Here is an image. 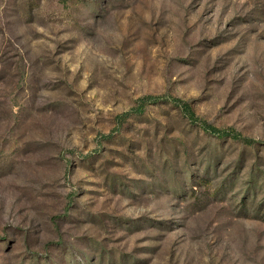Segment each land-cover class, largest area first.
Masks as SVG:
<instances>
[{
	"label": "rangeland",
	"instance_id": "1",
	"mask_svg": "<svg viewBox=\"0 0 264 264\" xmlns=\"http://www.w3.org/2000/svg\"><path fill=\"white\" fill-rule=\"evenodd\" d=\"M0 264H264V0H0Z\"/></svg>",
	"mask_w": 264,
	"mask_h": 264
},
{
	"label": "trees",
	"instance_id": "2",
	"mask_svg": "<svg viewBox=\"0 0 264 264\" xmlns=\"http://www.w3.org/2000/svg\"><path fill=\"white\" fill-rule=\"evenodd\" d=\"M185 107H186L185 112L188 113L189 117H190V118H191V117H194V114H195V113H194L193 110L190 108V106H189V105H186ZM193 113H194V114H193ZM215 130H216V129H215ZM216 131H217L216 133H217L218 135H225L223 132H218V130H216Z\"/></svg>",
	"mask_w": 264,
	"mask_h": 264
}]
</instances>
